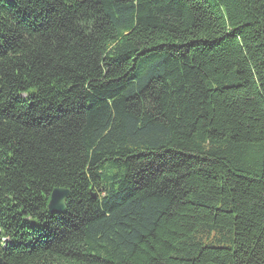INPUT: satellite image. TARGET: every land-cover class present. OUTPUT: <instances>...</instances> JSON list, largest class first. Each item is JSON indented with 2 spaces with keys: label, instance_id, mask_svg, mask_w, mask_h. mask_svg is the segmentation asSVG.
<instances>
[{
  "label": "trees",
  "instance_id": "1",
  "mask_svg": "<svg viewBox=\"0 0 264 264\" xmlns=\"http://www.w3.org/2000/svg\"><path fill=\"white\" fill-rule=\"evenodd\" d=\"M0 80V264H264V0H0Z\"/></svg>",
  "mask_w": 264,
  "mask_h": 264
},
{
  "label": "water",
  "instance_id": "2",
  "mask_svg": "<svg viewBox=\"0 0 264 264\" xmlns=\"http://www.w3.org/2000/svg\"><path fill=\"white\" fill-rule=\"evenodd\" d=\"M70 194V191L64 188L54 189L49 196L48 211L51 214L63 213L65 211L66 201L70 197Z\"/></svg>",
  "mask_w": 264,
  "mask_h": 264
}]
</instances>
